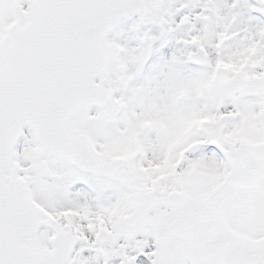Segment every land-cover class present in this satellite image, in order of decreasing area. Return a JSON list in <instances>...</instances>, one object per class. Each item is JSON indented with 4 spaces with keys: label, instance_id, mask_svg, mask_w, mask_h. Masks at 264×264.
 Segmentation results:
<instances>
[{
    "label": "snow or ice",
    "instance_id": "6c2138e0",
    "mask_svg": "<svg viewBox=\"0 0 264 264\" xmlns=\"http://www.w3.org/2000/svg\"><path fill=\"white\" fill-rule=\"evenodd\" d=\"M0 264H264V0H0Z\"/></svg>",
    "mask_w": 264,
    "mask_h": 264
}]
</instances>
